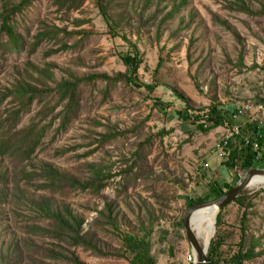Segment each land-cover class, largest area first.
Wrapping results in <instances>:
<instances>
[{
    "label": "rangeland",
    "instance_id": "1",
    "mask_svg": "<svg viewBox=\"0 0 264 264\" xmlns=\"http://www.w3.org/2000/svg\"><path fill=\"white\" fill-rule=\"evenodd\" d=\"M22 1L0 0V15L6 5ZM174 1L152 0L145 8L149 0H102L111 29L97 0L62 6L33 0L11 19L23 39L18 51L7 45L0 18V94L22 80L44 91L18 129L34 124L42 131L54 120L32 161L0 152V264L17 241L24 250L22 264H71L46 258L51 241L29 231V225L42 223L29 205L43 195L54 206H70L84 219L82 234L109 254L69 248L85 264H133L124 247L127 234L148 237L150 264H190L193 252L181 224L191 200L207 196L209 182L224 186L244 176L214 152L219 130L204 133L196 116L214 105L232 114L248 100L264 98V0H243L253 14L231 9L235 0H186L172 14ZM41 33L46 38L37 44ZM125 38L140 51L139 88L100 78L126 73L121 56L133 49ZM79 79L85 81L77 89V106L61 128L68 99L60 100L56 90ZM147 86L155 87L150 96ZM10 101L0 108L2 120ZM187 114L190 120L182 118ZM44 163L80 179L92 177L93 167L102 168L106 186L98 194L35 190L22 173ZM257 168L264 169V161ZM246 193L245 225L237 203L222 211V231L229 233L223 250L228 257L241 248L243 237L246 249L259 239L260 254L243 264H264V187ZM216 233L217 223L213 239ZM10 259L15 264L16 256Z\"/></svg>",
    "mask_w": 264,
    "mask_h": 264
},
{
    "label": "trees",
    "instance_id": "2",
    "mask_svg": "<svg viewBox=\"0 0 264 264\" xmlns=\"http://www.w3.org/2000/svg\"><path fill=\"white\" fill-rule=\"evenodd\" d=\"M33 0H23L19 5H13V7L6 5L4 12L0 15L2 20L1 30L5 32L9 37V43L7 44L12 48L13 51L20 49L23 39L19 35L14 27L11 25V19L14 14L22 12L27 6L32 3ZM59 5L65 3L80 4L81 0H57ZM97 0L98 6L100 7L103 15L107 18L109 26L112 29V25L109 21L108 12L106 7ZM149 0L145 8L148 7ZM186 0L182 2L173 3V13L179 11L182 6L186 4ZM231 9L243 11L248 14H253L254 11L249 9L243 0H235ZM171 14V15H172ZM170 15V16H171ZM169 17V16H168ZM113 31V30H112ZM113 36H119L113 33ZM46 38L45 34H39L37 36V44L41 43ZM129 42L128 39H124ZM36 44V45H37ZM129 44H131L129 42ZM133 49L132 52L123 54L121 59L124 65L127 67V71L124 74L117 76L116 79L110 78L107 75H101L100 78L108 81L109 83L124 81L129 85L136 86L140 67L142 65V59L140 56L139 49L131 44ZM36 46H34V50ZM85 79H79L72 83L71 81H64L59 84L58 91L61 94L60 100L64 101L68 99L67 111L65 112V118L61 123V128H64L68 124L69 115L77 106V89L80 83L84 82ZM148 96L155 90L154 86H147ZM49 90V88L47 89ZM44 95V91L39 87L33 85L27 80H22L17 83L13 89H8L7 92L0 94V108H2L6 102L11 99V109L7 111L8 115L5 120L0 119V152L2 155H8V157H19L23 161H32L34 154L42 142L46 130L49 129L53 124L54 120L48 124L43 125V130L38 129V125H31L29 127L18 129V122L22 115L30 108L37 98ZM156 103H160L156 100ZM46 112V107L41 109V115ZM49 115L46 114L42 118L45 119ZM231 115L227 110L223 109L221 105L211 106L208 111L203 113L201 116L197 115L196 118L203 120L199 124V128L204 132L208 133L212 130H216L224 126L231 118ZM185 120H190L189 114L182 117ZM6 128V129H4ZM262 148L258 151L252 149L247 150H236L234 151L227 161H224V165L229 169H240L245 175L250 170L257 168V165L264 161V155H260L264 151V141L261 143ZM105 172L102 168L93 167V176L89 179H80L79 177L67 174L56 168L50 163H44L33 171H24L22 178L26 180L28 184L33 186L35 190L43 191L44 193H50L53 195L65 193L66 191L73 192H92L98 194L105 186L104 179ZM237 177L233 184L226 183L224 186L220 185L216 181L209 182L210 193L205 197H200L196 200H191L189 208L199 202H204L212 199H217L224 195L230 190L241 178ZM246 190L243 194L238 197L233 203H237L241 208L244 209L242 214L243 225H245L248 216V204L246 203ZM0 192V200H1ZM2 201V200H1ZM0 201V202H1ZM232 203V204H233ZM29 208L34 211L36 218L42 223H36L35 225H29V231L32 233L43 234L45 238L51 241V249H47L46 258L58 261L68 262L71 264H85L76 253L72 252L69 248L83 247L86 250H91L94 253L108 256V253H103L96 245L89 241L82 234V227L84 219L80 215L76 214L70 206H54L53 200L42 196L41 201L38 203H31ZM222 212L217 218V233L213 239L209 253L206 259V264H243L245 261L253 260L260 253H256V248L260 244L259 239H255L252 246L249 249L244 247V237L240 243V249L231 256L225 257V251L223 250L224 244L227 242L228 234L222 231ZM107 222L114 225L113 220L107 217ZM184 222V221H183ZM183 226V223L181 224ZM184 227V226H183ZM243 233H246V229H243ZM125 251L133 255V264H150L153 261L151 255L150 240L147 236L142 237L139 235L127 234L123 237ZM14 248L7 258L1 259V264H12L10 258L12 255L16 256L15 264L23 263L24 250L20 241H17L10 245ZM68 252V254L66 253Z\"/></svg>",
    "mask_w": 264,
    "mask_h": 264
},
{
    "label": "built area",
    "instance_id": "3",
    "mask_svg": "<svg viewBox=\"0 0 264 264\" xmlns=\"http://www.w3.org/2000/svg\"><path fill=\"white\" fill-rule=\"evenodd\" d=\"M264 98L254 97L232 112L230 120L218 128L220 137L213 149L223 161L236 151L252 149L258 151L264 141ZM194 255L189 256L194 264Z\"/></svg>",
    "mask_w": 264,
    "mask_h": 264
},
{
    "label": "water",
    "instance_id": "4",
    "mask_svg": "<svg viewBox=\"0 0 264 264\" xmlns=\"http://www.w3.org/2000/svg\"><path fill=\"white\" fill-rule=\"evenodd\" d=\"M256 176L264 178V169L254 168L250 170L221 197L196 203L188 209V212L183 222V226L186 231L187 239L195 258L194 264H206V259L211 246V242H209L208 244H206L205 242L202 243L199 233L196 232V228L194 227L193 223L195 212L204 208H210L215 210L217 212V216L215 218L216 224L218 215L225 208L231 205L238 197H240L245 190L250 189V185Z\"/></svg>",
    "mask_w": 264,
    "mask_h": 264
},
{
    "label": "bare ground",
    "instance_id": "5",
    "mask_svg": "<svg viewBox=\"0 0 264 264\" xmlns=\"http://www.w3.org/2000/svg\"><path fill=\"white\" fill-rule=\"evenodd\" d=\"M264 187V178L256 176L251 185V190H258ZM217 212L210 208H204L195 212L193 223L197 232L199 233L202 243L208 244L212 242V239L215 234V218Z\"/></svg>",
    "mask_w": 264,
    "mask_h": 264
}]
</instances>
